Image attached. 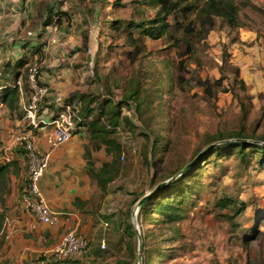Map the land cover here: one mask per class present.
<instances>
[{"label": "rangeland", "instance_id": "374dc122", "mask_svg": "<svg viewBox=\"0 0 264 264\" xmlns=\"http://www.w3.org/2000/svg\"><path fill=\"white\" fill-rule=\"evenodd\" d=\"M205 1L182 0L181 5L201 6ZM235 1L240 7L238 27L216 17L207 34L199 27L190 32L178 24L193 25L195 13L179 12L169 17L171 37L153 39L135 29L132 38L136 44L132 45L128 22L153 18L155 8L133 0H29L20 7L27 10L21 17L16 12L21 0L0 4V45L7 44L16 52L9 44L36 40L43 32L41 54L29 56L48 87L38 108L46 113L65 110L66 100L81 101V95L85 100L95 99L91 107L98 111L105 104L107 116L120 107L118 131L110 135L120 150L105 144L95 148L97 142L89 133L82 135L84 148L91 150L97 167L117 162L118 172L104 189L91 182L92 206L109 222L106 228L113 227L114 238L122 241H115L112 250L104 243L102 254L113 262L264 264V165L259 156L213 155L207 161L201 159L186 175L179 172L207 150L212 135L233 140L236 133L243 132L245 141L264 144V0ZM50 4L68 11V17L45 27ZM117 20L126 25L124 29L110 27ZM11 51L0 54V83L12 79L7 74L1 77L4 63L14 57ZM219 78H223L221 84L216 82ZM208 80L210 87L205 89L203 82ZM134 86L139 99L129 100L127 105L121 100ZM27 103L26 99L18 109L9 111L0 102V164L18 160L26 141L36 144L39 129L23 109ZM157 134L161 138L154 144ZM21 160L28 177V162L25 156ZM18 162L14 173H9L7 188L0 189V210L7 217L12 208L17 213L27 209L23 202L27 185ZM184 177L182 183L189 192L175 220L150 204L140 209L138 202L144 195ZM230 198L237 204L246 202L245 210L236 213ZM221 200L227 203L221 204ZM9 224L11 228L13 224L6 219L0 233V262L25 264L31 255L43 254L44 244L32 243L25 232L10 233Z\"/></svg>", "mask_w": 264, "mask_h": 264}, {"label": "trees", "instance_id": "16d2710c", "mask_svg": "<svg viewBox=\"0 0 264 264\" xmlns=\"http://www.w3.org/2000/svg\"><path fill=\"white\" fill-rule=\"evenodd\" d=\"M133 1L139 2L146 7L155 8L156 12L154 17L147 21L139 20L128 22L127 32H129V44L131 45L134 43L136 44L135 39L132 38L135 29H139L141 35L153 39H159L163 36L171 37L172 23L170 22L169 17L172 15H177L179 12H181L183 15H187L191 12L195 13V22L192 23L193 25H191L190 23L185 25L178 24V26L183 27L184 29L189 28L188 30H190V32H192V30L196 28L198 29L199 27V31H202L203 35L207 34L210 30L213 29L216 17H221L223 20L228 21L229 25L233 28L239 26L240 7L235 0H206L201 6H196L194 4H186L185 6H182V0ZM65 17H68V11L55 9L54 5L50 4V6L46 9V17L44 19L43 25L47 27L53 21L61 23L63 18ZM116 23H113V25H111L110 27H112L113 29L116 28L121 30L126 26L120 20H117ZM42 33L43 32H41L39 36L36 37V40L24 39L20 41L17 57L8 59L3 65V69L1 70V77L4 76V74H7V76L12 75V79L10 80L9 78L5 77L7 81L0 83V102L3 103L9 111L18 109L22 97L27 98V100L29 101L32 95L33 90L31 88L28 71L29 65L30 63H32V60L29 59V56L36 55L37 53L41 54V50L44 46V44L40 42L41 38L43 37ZM138 52L139 50H137V54ZM130 53H132V51H130ZM235 72L237 75H239L238 68H236ZM37 78L39 84L47 85L40 79L39 76H37ZM222 81L223 78H219L216 80V82L219 84H221ZM241 83H243L242 80ZM203 85L205 89H209V80L204 81ZM130 90L133 92L127 93L124 100L121 101L126 103L129 100L137 101L139 99V90L137 86L132 87ZM87 97H89V95H87ZM79 98L81 101H74L73 98H71L64 102V104H71L76 112V115L74 116L75 130L73 131V133H89L91 140L97 142L95 143V148H99L101 144H105L109 145V147L111 145H114L118 150H120V145L114 140V138L110 136L112 133H116L118 131L122 118L120 107L117 110L111 111L109 113V116H107L105 104H102L100 106V110L98 111L96 107H91L92 102L95 99L88 100L86 98V101L85 98H83V95H81ZM101 103H104V101H102ZM40 104L41 103H39V105ZM126 104L128 105L129 103ZM42 112L43 109L38 108V114L41 115ZM221 136L212 135L208 141L207 150L204 152H199V154H197L198 157L196 161L189 168L184 169V167L188 164L187 163L179 171L180 174L186 175V173H189V171L194 168L198 162H201V159L203 158L205 161H207L213 155L221 157L234 152L237 155H240L243 159H245L248 153L257 154L260 158V163L264 165V144H261L258 141H245L244 138H246V135L244 136L243 132L236 133L235 139L233 140H228V137ZM160 138V134H157L154 140V144H156V142H159ZM215 140L220 141V143H214ZM157 147L158 146H156V148ZM85 149L87 172L91 180L96 181L97 185L101 189H104L106 185L115 178L118 172L117 162L115 160H112L110 162H104L100 167H97L92 158L91 150L87 149V147ZM19 152V154H24L25 150L21 147L19 149ZM18 163V160H9L8 162L0 164V189L2 188L4 190L7 188V179L9 173H14L15 169H17L18 167ZM185 180L186 177H184L176 184L168 185L164 189H160L157 192H152L151 195H149V197H147L140 205V209L142 208L145 210L147 205L150 204L161 214L169 217L170 221L175 220L177 218L176 211L181 208L180 205L182 204L183 200L187 199L186 195L189 192L185 184L182 183ZM24 183L27 185L24 190V193H26L29 186V179L27 176L24 179ZM232 200L233 199L230 198V200L228 201L231 203V206L233 207L232 209H234L236 213H241L245 210L246 202L239 201L237 204L236 200H234V202ZM220 203L225 204L227 202L226 200H221ZM169 210L170 212H168ZM5 219V211L0 210V233L3 229ZM117 263L126 264L129 262L119 261Z\"/></svg>", "mask_w": 264, "mask_h": 264}, {"label": "crops", "instance_id": "0c3cea01", "mask_svg": "<svg viewBox=\"0 0 264 264\" xmlns=\"http://www.w3.org/2000/svg\"><path fill=\"white\" fill-rule=\"evenodd\" d=\"M7 0H0V4L4 6ZM19 9L17 13L23 17L26 9L22 10L20 7H24L25 3L29 0H21ZM32 0H30L31 3ZM33 5V4H31ZM30 6V5H29ZM30 10V8H29ZM57 23L53 21L50 25ZM48 25V26H50ZM47 26V27H48ZM46 32V31H45ZM43 34V33H42ZM44 37V35H43ZM42 37V39H43ZM10 48L19 47L18 43L9 44ZM45 46V45H44ZM43 46V48H44ZM42 48V49H43ZM6 51H11L6 45H0V54ZM19 49L14 52L15 58ZM3 54V53H2ZM2 56L0 57V61ZM1 89V88H0ZM27 98L22 97L20 100V105ZM42 112L45 117H50L56 114L55 112ZM48 128H42L37 132L39 136L36 138V145L40 152H48L50 154L49 165L40 179V187L44 194L45 200L49 204L52 211L57 216V222L54 225L46 224L40 222L36 219L35 215L28 209H22L21 212H16L15 208L10 210L11 214L6 219L9 220L13 226L9 229L12 232L26 233L29 241L32 243H42L44 247L40 251H44L43 254L39 256L31 255L29 260L25 264H28L32 260H36L35 264H114L111 258H105L107 242L108 249L112 250V247L116 242H122L121 238H114L113 227H103V219L100 218L92 206V194L91 189V178L87 172L86 159L84 157V142L83 134L85 132H79L74 135L65 143L51 148L46 143V131ZM0 128V132H1ZM31 131V132H33ZM31 132H29L31 134ZM27 135H30V134ZM2 140V134H1ZM21 158L24 160L23 154H20ZM18 157L20 161V167L24 174V179L26 177V171L24 163L22 164L21 158ZM20 158V159H19ZM22 174V175H23ZM5 219V220H6ZM5 223V221H4ZM4 228V225H3ZM75 231L83 236H85L89 242V247L84 252L83 255L74 257L73 259L58 260L52 254H50L53 245L62 237L64 231ZM107 230L111 233H107ZM23 232V233H22ZM102 244L104 247H102ZM110 260V261H109ZM123 262V261H122ZM0 264H6V261L0 262ZM118 264V263H117ZM129 264V263H126Z\"/></svg>", "mask_w": 264, "mask_h": 264}, {"label": "built area", "instance_id": "2783aa9c", "mask_svg": "<svg viewBox=\"0 0 264 264\" xmlns=\"http://www.w3.org/2000/svg\"><path fill=\"white\" fill-rule=\"evenodd\" d=\"M29 79L32 95L27 104L23 105L27 117L31 120L34 127L39 130L48 128L46 131V143L49 147L55 148L67 142L73 135L75 130L74 116L75 110L71 104H64V109L58 111L50 117H45L43 114H38V105L48 91L47 85L39 84L38 82V67L37 64L30 63ZM20 83V82H18ZM133 152H137V148H132ZM25 159L28 162V179L29 186L27 192L23 195L25 207L31 211L35 217L43 223L54 225L57 222V216L50 208L45 200L44 194L40 187V179L44 175L50 161L48 152L42 153L37 145L26 141V149L24 152ZM124 158V154L121 155ZM104 227L109 226L108 221L103 222ZM88 240L85 236L77 234L75 231H69L62 236V240L58 248L53 253V256L58 259H65L72 255L81 254L87 248ZM102 247L104 245L102 244Z\"/></svg>", "mask_w": 264, "mask_h": 264}, {"label": "water", "instance_id": "95a60500", "mask_svg": "<svg viewBox=\"0 0 264 264\" xmlns=\"http://www.w3.org/2000/svg\"><path fill=\"white\" fill-rule=\"evenodd\" d=\"M197 157L198 156H196L193 160H191L185 167H184V169H187V168H189L195 161H196V159H197ZM154 192V191H153ZM152 193V192H151ZM151 193H148V194H146V195H144L140 200H139V202H138V205L140 206L143 202H144V200L147 198V197H149V195H151Z\"/></svg>", "mask_w": 264, "mask_h": 264}]
</instances>
